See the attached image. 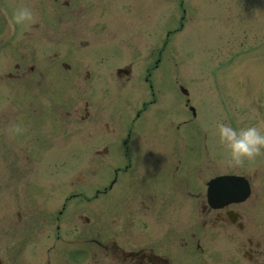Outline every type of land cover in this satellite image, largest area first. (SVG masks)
I'll return each instance as SVG.
<instances>
[{"label": "rangeland", "instance_id": "1", "mask_svg": "<svg viewBox=\"0 0 264 264\" xmlns=\"http://www.w3.org/2000/svg\"><path fill=\"white\" fill-rule=\"evenodd\" d=\"M1 1L9 22L15 23L12 12L18 7L30 8L33 17L25 24L15 23L19 35L15 42L2 45L0 71L20 62L36 65L43 72L38 84H30L29 78H22L18 85L11 86L8 81L0 84L4 90L0 104H4L7 114L13 112L9 118L18 120L21 131L14 141L1 137L0 133L1 257L17 253L27 263L43 264L49 251H55V247L48 250L49 246L59 245L48 235L54 228L53 213L64 196L80 189L82 195L90 197L81 204L83 212H91L92 205H99L102 198L92 199L94 189L107 185L111 162L116 158V154H111V137L107 140L101 126L103 121L110 123L123 112L129 118L142 99H149L142 81L144 67H150L157 91L154 104L164 109L156 116L171 120L162 130L152 124L149 127L146 120L138 122L137 128L145 132L136 140L140 161L150 162L151 147L159 150L179 147L184 139L178 135H183L194 150L206 152L208 146H204V141L206 145H214L212 151L222 152L214 154L219 160L215 162L219 166L215 172H241L229 161L216 125L227 123L222 113L228 111L243 119V126L255 124L264 129V0H184L186 12L182 11L184 5L180 6L179 0ZM195 6L205 13L210 10L207 21L202 12L192 16ZM194 18L196 21L192 22ZM0 22H4L1 14ZM33 23L34 29L30 27ZM4 33L0 27V39ZM217 36L219 39L215 40ZM159 49L163 50L158 59ZM62 62L67 65L62 66ZM221 63L227 69L220 67ZM127 64L131 66L130 77L115 78L111 70ZM178 83L189 89V95L192 92L193 104L201 109L200 127L191 126V141L189 115L183 97L177 92ZM217 88L223 94L218 99ZM12 89L16 93L13 104L7 94ZM113 95L116 102L125 98L128 103L119 115L115 112V117L111 113ZM84 100L90 110L87 118L81 117L85 115ZM49 102L56 109L50 111V127L49 122L47 126H44L46 121L40 122L39 134L31 129L30 111L38 103ZM14 107L18 113H14ZM63 107L68 110L66 115L58 113ZM147 108L149 114L151 107ZM46 111L41 109L39 114ZM204 125L210 131L206 132L207 137H204ZM101 134L103 138L99 141L96 136ZM106 143L110 148L106 156L94 153ZM50 150L51 157L46 158L45 153ZM190 161L201 169L196 174L195 186L202 190L203 182L199 178L203 181L207 177L203 173V168L208 167L206 161L199 160L202 165ZM239 164L242 171L250 174L256 164L264 166V154L242 159ZM37 172L40 175L35 177ZM260 175H264V170L253 176L249 199L237 205L248 214V225H254L257 235H248L262 246L258 260L264 259V185ZM106 204L100 201L104 215L109 209L104 207ZM185 205L180 202V225L192 219L183 213ZM66 216H70L69 211ZM238 237L230 228L226 237L219 232L206 234L202 245L210 250L212 264L223 259L227 264H235L232 246Z\"/></svg>", "mask_w": 264, "mask_h": 264}, {"label": "flooded vegetation", "instance_id": "2", "mask_svg": "<svg viewBox=\"0 0 264 264\" xmlns=\"http://www.w3.org/2000/svg\"><path fill=\"white\" fill-rule=\"evenodd\" d=\"M16 69L19 70V67ZM18 75L17 71L8 74L13 78ZM84 109L88 114V110ZM141 132L135 131L136 135ZM113 148L111 145V153ZM163 154L167 162H161L160 166L151 168L150 171H142L138 184L132 186L133 192L123 195L128 199L123 216H119L116 209L117 200L122 195L114 192L113 184L117 180L128 184L131 181L130 173L126 164L120 168L118 163L111 162L109 225H100L98 212L92 213L91 218L87 217L79 202L72 200L76 194L66 196L61 207L64 212L69 211L70 216H65V225L54 226V230L59 231L55 237L49 234L48 238L59 245L49 246L48 250L55 247V251H49L43 264H200L193 256L195 250H203L201 243L205 240L206 232H196L192 221L180 225V189L189 197L188 216L196 213L198 207L201 225L208 224L210 229L220 221L223 231L228 223L240 229L243 216L238 211L211 210L199 190L195 192L190 182L195 181V171L199 172V168L190 163L181 164L179 151L174 148ZM254 246L256 247L251 257L258 260V242ZM201 262L211 264L210 259L203 258ZM0 264L30 263L23 256L18 258L17 253H12L4 254Z\"/></svg>", "mask_w": 264, "mask_h": 264}, {"label": "clouds", "instance_id": "3", "mask_svg": "<svg viewBox=\"0 0 264 264\" xmlns=\"http://www.w3.org/2000/svg\"><path fill=\"white\" fill-rule=\"evenodd\" d=\"M33 12L28 7H18L12 12V19L17 25L25 24L32 19ZM220 143L227 151L229 161L235 164L242 159H251L264 149V129L255 124L233 127L229 123L217 122ZM17 132L19 128L15 129Z\"/></svg>", "mask_w": 264, "mask_h": 264}, {"label": "water", "instance_id": "4", "mask_svg": "<svg viewBox=\"0 0 264 264\" xmlns=\"http://www.w3.org/2000/svg\"><path fill=\"white\" fill-rule=\"evenodd\" d=\"M219 179H220V178H219ZM219 179H218V180H216V181H214V182H215V184L219 182Z\"/></svg>", "mask_w": 264, "mask_h": 264}]
</instances>
